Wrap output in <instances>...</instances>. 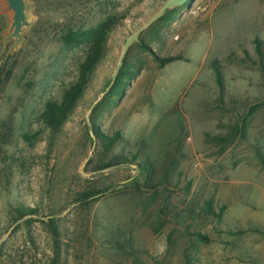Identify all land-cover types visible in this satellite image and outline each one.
<instances>
[{
    "label": "rangeland",
    "instance_id": "rangeland-1",
    "mask_svg": "<svg viewBox=\"0 0 264 264\" xmlns=\"http://www.w3.org/2000/svg\"><path fill=\"white\" fill-rule=\"evenodd\" d=\"M32 1L35 26L0 67V264H49L57 244L61 264H264L263 236L230 233L264 229V0H191L144 32L151 51L130 49L122 95L96 115L102 134H121L109 150L87 110L165 0ZM113 16L125 19L50 147L48 131L33 137L39 117L87 51L62 38ZM6 26L0 15V50ZM169 56L183 59L160 66ZM122 155L137 161L99 171ZM84 191L102 193L75 201Z\"/></svg>",
    "mask_w": 264,
    "mask_h": 264
},
{
    "label": "trees",
    "instance_id": "trees-1",
    "mask_svg": "<svg viewBox=\"0 0 264 264\" xmlns=\"http://www.w3.org/2000/svg\"><path fill=\"white\" fill-rule=\"evenodd\" d=\"M177 10L178 9L167 12V14L164 17H162L155 25H153L150 30H154V28L158 27L159 24H161L164 21L171 20L170 17ZM123 19H125V16L122 17L113 16L108 18L106 21L102 22L99 26L95 28H90L88 30L68 31L63 36L62 39L65 46L79 47L81 45H85L87 46V51L84 59L79 63L78 74L76 79L68 86V88L64 90L60 99L49 100L45 104V108L39 117V121L42 125V128L33 137H36L41 133L48 131L49 146L50 147L54 146L56 140L63 131L65 124L70 119L72 114L75 112V110L79 106L80 101L84 97L89 85L93 80V76L98 66L105 59L107 55V43L110 34ZM138 46L143 47L144 50H147L149 52L151 51L150 47L145 44L142 38H141V44H139ZM257 51L262 55L261 44L258 41H257ZM181 59L183 58L180 56H169V57L158 58V61L160 63V66H165L167 63H171ZM125 64H126V60L124 66ZM213 67L217 75V81L220 84V86H222L223 79H222L221 70L218 64L216 63L213 64ZM126 75H130V72L127 70L121 71L115 86L107 94V96L103 99V101L95 108L91 118L94 134L96 135V137L106 142L104 145L107 150L111 149L121 139V134L119 132H114L112 135L109 136L102 134L98 130L99 128H98V121L96 119V115L99 111L106 109L107 106L115 98H118L122 95L124 90L123 82ZM26 139H29V137L27 136ZM216 139L220 140L221 142H230L231 135H226L224 137H217ZM135 161H137V155H133L132 158L122 155L120 156V158L116 157L107 163L102 162V164L99 166L98 169L99 171H101L104 169L111 168L118 164L135 163ZM140 170L142 172H146V171L148 172L149 171L148 164L145 163L144 165H142V168H140ZM101 193H102L101 191H97V192L84 191L83 193L77 195V199L75 201L89 203L94 201L95 196L100 195ZM224 209L225 207L222 209V212L224 211ZM16 211L20 215L19 216L20 218L28 215L32 216L35 215L36 213V210L30 209L25 206L18 207ZM51 222L53 223L54 221L51 220ZM53 233L56 239L55 242L58 243L57 242L58 233L56 230H54ZM230 233L233 235L253 233L264 237V229L254 228V227L249 229H243V228L237 229L236 231H230ZM200 237L203 240H206V237L204 236H200ZM60 255L61 254L59 250V244H57L55 255L49 264H61Z\"/></svg>",
    "mask_w": 264,
    "mask_h": 264
},
{
    "label": "water",
    "instance_id": "water-1",
    "mask_svg": "<svg viewBox=\"0 0 264 264\" xmlns=\"http://www.w3.org/2000/svg\"><path fill=\"white\" fill-rule=\"evenodd\" d=\"M190 1L191 0H165L159 11L156 12L148 22L130 33V35L124 40L118 63L115 66L107 85L87 110V120H89L93 110L115 86L130 49L136 44H141V37L144 32L165 16L167 12L183 7ZM0 15H3L7 22L6 28L1 32L2 47L0 50V56L4 55L0 62L1 67L3 63L11 55H14L24 44L26 36L35 26L37 17L35 14V5L32 0H0Z\"/></svg>",
    "mask_w": 264,
    "mask_h": 264
}]
</instances>
